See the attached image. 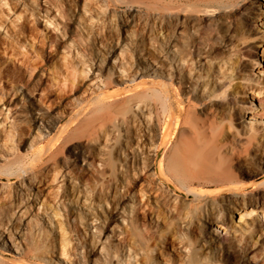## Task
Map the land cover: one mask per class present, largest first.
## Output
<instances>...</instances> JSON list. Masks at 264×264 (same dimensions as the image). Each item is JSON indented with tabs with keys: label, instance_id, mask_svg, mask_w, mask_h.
I'll return each instance as SVG.
<instances>
[{
	"label": "rangeland",
	"instance_id": "obj_1",
	"mask_svg": "<svg viewBox=\"0 0 264 264\" xmlns=\"http://www.w3.org/2000/svg\"><path fill=\"white\" fill-rule=\"evenodd\" d=\"M83 1L84 0H0V14L2 13L4 16L8 17V20L10 21L13 20L12 22L15 25L16 29L14 32L6 31V33H4L5 31L0 28V43H2L0 44V88L3 89L4 92L10 94L13 100L18 103L20 102L21 97L22 100H27L28 98L27 94H15L16 90H18L21 86L23 88H26L29 94L33 92L36 93V97H39L38 95H40L41 97L43 96L41 98V102L38 103V106L43 110H52V115H56L59 113L57 117L60 118V125L67 129V131L65 130L62 133L63 136L61 135V141L58 140L60 142L56 143V138H58V132L60 130H55L52 131L51 134L48 135V137L38 142L35 146L31 147L30 144L26 142L28 141L26 129L32 128L34 131L38 130V134L39 132L40 134H45L42 131L43 125H41L42 127L40 126V123H33V125L30 119H25L22 113V107H20L19 104V107L17 109H14V112H16L14 115L15 119L11 123L13 128H11L9 134H7V132L5 133V135L3 134L2 138H6L5 140H0L4 141L0 142L2 143V146H0V169H4L3 171L0 170V183L6 181V179L4 178V175L6 174H4V172L8 171V168L9 171L12 170L10 172L16 171V173H18V168H26V166L30 167L31 163L32 171L36 172L35 175L38 176L39 172L42 174H40V176L36 178L39 179L40 177H42L41 181L45 185L47 184L46 188V186L42 183V192L40 194L41 199L43 197L45 198L46 194H49V191L51 194L47 195V199L44 200L48 203L49 206L47 214L42 213V209H40L41 213L39 212L38 214L42 219V224L40 223V226H42L39 228V230H37L35 229V226L33 227L32 225L33 239L31 238L32 240L30 239L29 242H32L34 240L32 244L35 242V251L39 252L38 254L37 252L33 253L35 256H32V258L36 256L41 257L40 254L46 256L49 253L47 257L43 258L44 262H42V264H57L59 262H62V264H104L105 262V264H125L123 259L130 254L131 264H145L147 259L141 257L145 248L144 240L140 238V235L144 233V227L149 226L148 229L151 228L150 231H154L153 233H155L154 235L156 239L154 242L155 245H153L155 246V250L157 251H154V255L152 256V258H150V264L161 263L163 260H167L168 264H264V185L262 187L258 186V184L264 179V117L261 119H256V121L258 123H261L263 127H258L254 131L234 130L236 127H239L236 124L237 118L239 117V108L237 107V109V105L235 104L237 99L239 101L242 100V85H245V81L242 79V77L245 75V61L247 62V60H249V58L247 57L244 58L238 49L244 47L243 45L245 43H249L253 48L256 44L255 38L259 35H262L261 43L264 44V0L259 1V7L256 9L257 14L260 15V19H256L255 15H248V2L245 4L246 7L245 5H243L237 8V5L231 6L229 3H222L218 0H215V2H213L214 0H212V2L211 0H164V3H161L162 5L165 4L164 6H166L167 9L166 12L163 11L162 8H159V10L154 12L155 4L157 2L156 0H123L121 2L119 0H105V2H103L104 0H88L90 1L88 4H86L88 8L81 7ZM98 1L101 2L98 3ZM83 4L85 5V1ZM101 4L103 5L101 6ZM129 4L135 5L134 7L138 9V13L134 14L137 15L136 17L133 16L135 18H132V21L134 19L132 24L133 27L127 30L128 27L125 26L124 23L132 22L130 18L132 17V15L127 12ZM223 5L230 6H225L226 8H224ZM95 8H97L98 10L101 9L98 13V16L90 15L87 10H94ZM85 10L86 14L84 15L83 11ZM163 13L166 15L171 13L172 17L168 15L163 16ZM172 13L175 16L172 15ZM220 14H224L222 15L223 17L218 16ZM159 16L161 19L159 18ZM127 18H129L130 21ZM125 19H127L128 21ZM221 19L223 20L221 21ZM254 19L257 21H254L253 24H251L252 22L250 21ZM165 20L167 22H164ZM258 20H261V22ZM220 22H223L222 26ZM151 23H156L157 26L155 24L152 25ZM128 25L132 26L131 24ZM148 25H151L152 28H148ZM159 26H161L162 28H160ZM159 29H161V31ZM165 29H167V31L169 30L172 33L166 32ZM178 30H180V32ZM173 31L175 32L173 33ZM132 32L134 33L132 34ZM199 37H201V40ZM6 39L8 41H6ZM167 39L171 41V47L169 48V50H166L164 48ZM152 40H155V42ZM149 42L151 43V45L149 44ZM192 42L194 45L192 44ZM172 43L175 44L174 46H176V48L172 47ZM67 44H69L70 46H68ZM118 45L120 47H126L123 50V53L125 54V57H123V67H120L122 58L119 55L120 51ZM195 45L198 49L201 48L198 50V54L200 53L198 57L193 55L192 52L194 51L193 48L195 49V47H193ZM5 48H7V50L9 49L10 52L12 51L14 55H11L9 51L4 54L5 52L3 51V49ZM161 48H163V50ZM159 50L161 51L159 52ZM179 52H181L185 56L180 54ZM26 54L29 56V59L27 60L31 61L32 59H35L38 64L40 63L35 67V69L37 68L35 71H32L33 68L31 69V67H21L17 64V62H14L16 58L19 59L20 57H25ZM144 55L145 58L143 57ZM238 55L241 56L239 57ZM28 56L26 57L28 58ZM126 60L128 62H126ZM190 60L192 61L190 62ZM187 62H190L188 64L190 65V68L193 65L195 71L194 68H191V70H193L192 72L189 67L188 71L184 70ZM259 62L264 64V55L260 56ZM220 67L224 68L221 69L222 72L221 70H219ZM90 68L92 70L89 72ZM93 68L96 69L94 70ZM155 68L156 71L158 70L159 73H162L160 76L153 75V70H155ZM97 69H99L98 72ZM15 70L18 71L16 72ZM99 72L100 76H98ZM187 72L189 73L190 77H188L187 80L185 78L182 79L181 74L184 73V75L186 74L185 76L187 77ZM95 73H97L96 76H98L99 78L93 76ZM214 73L215 75H213ZM168 74L169 76H167ZM126 75H128V77ZM215 76H218L220 80ZM251 76L252 79H255L257 84L264 87V73L254 71ZM133 79H135L138 84L142 83L145 85H149L153 82H158V87L160 86L159 88H162L160 85V81L165 80L166 83H172L170 84L172 87H169V89L167 88V90L169 91L170 88H174V91L178 92L175 93L180 97L183 109L188 108L190 111L194 109L192 113H189L190 116L191 114L194 117L197 116L200 121L208 119L209 121L213 122L216 127L222 128L224 133H226L228 135V138H230L228 145H232L234 147V152L237 151L239 153H228L227 156H229L228 161L230 162V167L233 170L235 179L242 180L244 183L243 186L232 190L230 187H228V184L225 183L208 184L203 180H192L194 186L201 187L203 194L197 198L198 200H194L193 196H187L181 193L184 184L186 187L191 183V178H185V180L188 179L187 181H185L184 178H181L177 182V179L171 177L170 175H167L163 179L159 180L157 178V175L153 174V172H150L152 171V169L150 170L149 168L151 165L153 166L155 157L157 159L165 150V148L169 150L168 148L170 147V150H173L175 144L179 142L182 137L180 133L183 134L182 132H184L186 126L179 124V127H177V129H174V111H171L169 113V118L167 114H163V112L160 110V105H154V100L156 99L154 97H151L150 99V95L152 96V92L150 90L141 89L138 92L136 91L134 93L126 94V91L129 88V84ZM216 79H218L217 82ZM96 81L97 84L95 83ZM191 81H195L193 82L194 84ZM101 82L103 83L101 84ZM18 83L20 84V86ZM203 83H205L206 85ZM227 85L230 89L232 88V92L230 90L228 91L229 88L227 89ZM193 86H196L197 88L194 89ZM223 87L226 88L224 89ZM199 88L200 90H198ZM201 89L203 91V94L202 92H200ZM63 90H66L65 92L67 93L70 91L71 93H68L70 95L61 97L60 94L61 91L63 92ZM161 90L165 92V88H162ZM191 90H193L194 93ZM82 94L90 96L88 98H91L93 103H89L91 107L89 106V104H87L85 107H83V109L75 110L77 108L76 106L84 103L83 101H81L83 100L81 98ZM188 94H190L189 97L187 96ZM213 94L215 96H213ZM236 94H238L239 96ZM259 98L263 100L264 96L261 95ZM188 99L191 101V103L188 102ZM244 100H246V103L242 105V108L244 110V123L251 126L252 117L247 114L251 108L250 104L255 103L256 107L258 108H260V106L258 101L253 99V95L249 91L246 93ZM149 102L154 104H149ZM202 103L205 104V106H203ZM152 105L153 111H151L152 109L150 108L152 107ZM65 108L66 110H64ZM212 111L213 113L210 114ZM143 113L148 117L150 115L152 117L154 116V122L152 123H154V125L156 123L155 126H157L158 129H162L164 124L169 122L172 127V129H170V133L172 134L169 139L165 141L164 134L162 135L159 131H154L152 130L153 128L149 129L148 126H145L142 116ZM156 113H158L159 115H156ZM77 116L79 118L77 121L83 123L82 129V126H79L81 125L80 123L72 122V120ZM230 120L232 124L230 123ZM234 123L236 127L235 125L233 126ZM158 125H160V127ZM180 126H182L183 128ZM181 128L182 130L180 131ZM32 129L29 130L31 131V133L34 132ZM149 130H151V132L154 134V141H148V139L145 137L149 134ZM229 130L233 131H230L229 133ZM241 131L246 134V136L244 137L245 139H243L242 137L245 134ZM127 133H130V138L124 136ZM247 133H250L254 137L248 138ZM178 136L180 137L177 138ZM232 136H234V138H242V141L237 143L235 142L236 139H232ZM37 138V141H39V137ZM71 139L73 141H71ZM64 141L65 143L63 144ZM49 143H51L50 147H53L49 149L51 151L47 149L44 150V148H46L47 144ZM240 144L242 145V147ZM63 145H65L66 147ZM134 145H140V147H137V149L136 147H134ZM126 147H132L133 149H135V151H133L134 154L131 155L127 151ZM141 147L143 148L140 150H144L142 152L146 151L151 154L152 157L150 159V162L146 159V161L144 159H138L141 158V156H139V154H141L139 152L141 151H138ZM40 148L43 150L40 154H38V156H35V158L33 154L35 151L37 152L38 149L40 150ZM57 148L58 152L52 155L54 152H56ZM73 148L76 149L74 150ZM145 148H147V150ZM78 149H80L81 151H78ZM53 150L54 152L52 153ZM73 150H77V152L85 154V157L88 160V166L85 167L84 165L79 166L75 164V162L72 160ZM245 151L247 152L245 153ZM58 154H60L61 156H58ZM50 155L57 156L55 158H52L51 156V159H49ZM131 156L133 157L132 160L136 159V161L134 160V162L136 163L132 161L133 165L136 164L134 166V171H136L135 173L137 174L138 172L139 174L141 170L143 171L142 176H140V182H142L144 185L147 184V187L153 188V190L155 191V196L160 194V200L158 196L157 198H155L159 201L163 200V202L161 203H163V205L165 206L164 208H162L163 210L159 209L156 211L157 207L150 203V205L152 206L149 205V207H153L155 210V212L152 211V213H150L152 214V221L151 219L143 220V218L140 217L138 223H136V226L134 228H132L134 222L131 221V209L133 210L134 205L137 201H139L138 192H136L133 199L125 202V205L123 207L118 206V200L124 192L123 186L127 185V182L129 181L128 179H130L129 182L134 180L133 176L131 175V169L128 168V172L130 173H122V169H124L125 167V161L128 159L130 162ZM46 159L49 160L47 161ZM32 160L34 162H32ZM139 160H143L144 162H142L145 165H143V163ZM18 161L20 164L18 163ZM137 164L139 165L137 166ZM56 165L59 166L57 167L58 169L55 168ZM146 165L148 167H146ZM141 167L146 168L141 169ZM53 169L56 170V172L53 171ZM59 170L65 171L63 173L65 179L63 178L62 182V177H56L60 175ZM146 171H149L150 173L148 174V172ZM42 172L45 173L46 179H48L49 182L45 180V175ZM52 172L54 173L52 174ZM49 175L53 176L51 177L54 178L52 179L54 182L51 180V177H49ZM145 175L146 177L152 175L154 179L151 177L146 178ZM10 180L15 179L13 178ZM166 180L178 188V191H175L176 194H174L173 196L176 198L175 195H177V202L171 196L173 192L171 193V190L167 188L168 183ZM182 180H184L185 182ZM180 181H182L181 184ZM23 184H25L26 186L25 187L23 185V189L25 188V190H27L28 182L24 181ZM163 186L164 188H162ZM48 187H50L49 191ZM254 187H256L257 189H255ZM1 188L2 185L0 184V189ZM5 189L6 187L4 189L2 188L0 190V193H2L3 190L5 191ZM43 189H45V193ZM63 189L64 194L62 193ZM7 190L8 189H6L3 194H0V207L4 206L5 208L6 206V211L3 208L4 215L0 216L2 217L0 220V224L4 227L6 226L8 231L11 230L9 231V234L16 237L14 233L17 228L21 227L19 226V224L22 225V221L17 220V218L13 219L10 216L8 217V211L11 210V205L9 206V203L10 201H15L14 204L17 203V198L16 200L13 198L14 194L10 192L12 191L11 189L9 190V192H7ZM163 190L167 192H164ZM52 191H54L55 193H51ZM85 191L87 200H92V204L88 202L86 203L87 200L84 201L83 198L78 196L81 194L80 192L85 193ZM8 193L11 199L7 197ZM165 193L167 196H165ZM236 193L238 194V199L234 198L237 201L233 202L231 200L232 196L229 194ZM243 193L244 196L239 197V194ZM61 195H63V198L61 197ZM52 196H55L54 199ZM168 196L170 197L168 198L169 200L167 199ZM4 197L5 199L7 198L6 201ZM227 197H230V200H226ZM57 198H59L58 202H56L58 200ZM60 198H62V202L60 201ZM48 199L52 201L48 202ZM238 200H240L241 202ZM13 202L11 203L12 206ZM236 202H238V204ZM7 206L9 210L7 209ZM52 208L53 210L57 209V211H55V214L53 210H51ZM204 208L206 209V212L204 211ZM88 210L91 211L89 212ZM4 212H7L8 215ZM57 212L60 217L57 215ZM60 213L62 215H60ZM92 216L95 218H93ZM80 219L83 220L81 221ZM118 219L122 221L126 219V224H122ZM48 221L51 223V226L49 225ZM59 222H61L62 225ZM180 222L185 226L180 227ZM7 223H13V228ZM143 223L145 224L144 227ZM60 226L62 228H60ZM134 229H137L136 232L138 233V235H134ZM97 230L99 231V233H96L98 232ZM127 235L129 237H127ZM122 236L125 237V239H123L125 243L122 240ZM64 239L65 241H63ZM60 240L62 245H65V243H67V246L69 244V247L71 248L70 251V248L65 245L66 250L68 249L67 258L69 260L67 262L59 258L61 249ZM29 242L26 241V243ZM120 247H122V250L120 249ZM42 250L44 251V253ZM0 256H2V259H4V261L9 264H20V262H22L21 259L16 261L10 260L12 259V256H10L9 254H3L0 252ZM136 256H138V258H136ZM163 256L166 257L164 258ZM29 258L31 257L29 256ZM31 259L29 264H36V261ZM108 261L109 263H107Z\"/></svg>",
	"mask_w": 264,
	"mask_h": 264
},
{
	"label": "bare ground",
	"instance_id": "obj_2",
	"mask_svg": "<svg viewBox=\"0 0 264 264\" xmlns=\"http://www.w3.org/2000/svg\"><path fill=\"white\" fill-rule=\"evenodd\" d=\"M5 1V0H4ZM45 1V0H44ZM85 1V5L86 4H88L90 1H88V0H84ZM84 1H83V3H84ZM116 1V0H115ZM120 2L121 1H123V0H119ZM119 1H118V3H119ZM157 2H156V4H155V8H154V12L155 11H157V10H159V8H162V10L163 11H165L166 12V6H164V5H162V3L161 2H163L164 0H156ZM204 1H206V0H204ZM208 1V0H207ZM218 1H220V2H226V3H229L231 6H234V5H237V8L238 7H241V6H243V5H245L247 2H248V15H255V17H256V19H260V15L259 14H257V11H256V9L259 7V5H258V3H259V1L260 0H218ZM92 2H94V1H92ZM95 2H97V1H95ZM101 2V1H100ZM99 1H98V3H100ZM103 2H105V0L103 1ZM155 2V1H154ZM161 4H160V3ZM211 2H212V0H211ZM213 2H215V0L213 1ZM81 4V7H85V8H88V6L86 5H84V4ZM106 3H107V1H106ZM105 3V4H106ZM125 3V2H124ZM135 3V2H134ZM143 3V2H142ZM164 3V2H163ZM203 3H205V2H203ZM207 3V2H206ZM222 3H221V5H222ZM44 4V3H43ZM92 4V3H91ZM104 4V3H103ZM103 4H101V6L103 5ZM122 4V3H121ZM137 4V3H136ZM167 4V3H166ZM169 4V3H168ZM171 4V3H170ZM211 4V3H210ZM220 4V3H219ZM5 5H7V4H5ZM196 5V4H195ZM216 5H218V4H216ZM229 5V6H230ZM17 6V5H16ZM39 6V5H38ZM91 6V5H90ZM89 6V7H90ZM93 6V5H92ZM135 5H131V4H129L128 5V8H127V12L128 13H130L131 15H132V17H130L131 18V21H132V18H135L137 15H134V14H137L138 13V9L137 8H135L134 7ZM169 6V5H168ZM204 6H206V5H204ZM224 6V8H226L225 6H228V5H223ZM228 6V7H229ZM2 7V6H1ZM80 7V8H81ZM209 7H210V5H209ZM220 7V6H219ZM245 7H246V5H245ZM244 7V8H245ZM263 7H264V5H263ZM94 8V7H93ZM99 8V7H98ZM101 8V7H100ZM103 8V7H102ZM171 8V7H170ZM221 8H223V7H221ZM243 9V8H242ZM81 10V9H80ZM87 10V9H86ZM86 10L85 11H83V14L85 15L86 14ZM101 10V9H100ZM100 10H98L97 8H95L94 10H87L88 12H89V14L90 15H93V16H98V13L100 12ZM7 11V10H6ZM82 11V10H81ZM87 12V13H88ZM122 12V11H121ZM124 12V11H123ZM153 12V11H152ZM103 13V12H102ZM105 13V12H104ZM127 13V14H128ZM159 13V12H158ZM157 13V14H158ZM220 13V12H219ZM8 14V13H7ZM129 14V15H130ZM155 14V13H154ZM170 14V15H169ZM169 14H167L168 16H170V17H172L171 16V13H169ZM9 15V14H8ZM77 15V14H76ZM101 15V14H100ZM167 16L166 14H164L163 13V16ZM172 15H174L173 13H172ZM177 15V14H176ZM222 15H224V14H222ZM221 14L220 15H218V16H222ZM229 15V14H228ZM120 16H121V14H120ZM119 16V17H120ZM127 16V15H126ZM133 16H135V17H133ZM175 16V15H174ZM231 16V15H230ZM125 17V16H124ZM128 17V16H127ZM223 17V16H222ZM98 18V17H97ZM155 18V17H154ZM159 18H160V16H159ZM231 18V17H230ZM248 18H249V16H248ZM121 19V18H120ZM124 19V18H123ZM127 19H129V18H127ZM127 19H125V20H127ZM161 19V18H160ZM167 19V18H166ZM176 19H178V18H176ZM176 19H174V20H176ZM219 19V18H218ZM227 19V18H226ZM158 20V19H157ZM163 20V19H162ZM212 20H214V19H212ZM223 19H221V21H222ZM248 20V19H247ZM13 21V20H12ZM12 21H10V20H8V17H6V16H4L2 13L0 14V28L1 29H3L5 32L4 33H6V31H12V32H14L16 29H15V25L13 24V22ZM120 21H122V20H120ZM128 21V20H127ZM129 21H130V19H129ZM133 21H134V19H133ZM133 21L132 22H128V23H124V25L125 26H127L128 28H127V30H129V28H131V27H133ZM208 21V20H207ZM216 21V20H215ZM250 21V20H249ZM254 21H257V20H252V21H250V22H252L251 24H253V22ZM258 21H260L261 22V20H258ZM158 22V21H157ZM160 22H162V21H160ZM164 22H167L166 20L164 21ZM177 22V21H176ZM138 23V22H137ZM215 23V22H214ZM221 23V26L223 25V22H220ZM128 24H131L132 26H129ZM136 24V23H135ZM152 24V23H151ZM153 24H155L156 25V23H153ZM152 24V25H153ZM161 24V23H160ZM159 24V25H160ZM181 24V23H180ZM227 24V23H226ZM53 25V24H52ZM170 25V24H169ZM157 26V25H156ZM171 26V25H170ZM174 26V25H173ZM149 27H151L152 28V26L150 25H148V28ZM160 28H162L161 26H159ZM217 27V26H216ZM126 28V27H125ZM141 28V27H140ZM148 28H146V29H148ZM156 28V27H155ZM163 28H165V27H163ZM0 29V30H1ZM134 29V28H133ZM136 29V28H135ZM169 29V28H168ZM174 29V28H173ZM172 29V30H173ZM184 29V28H183ZM127 30H125V31H127ZM160 31H161V29H159ZM166 30V32H169V33H172V32H170L169 30L167 31V29H165ZM177 30V29H176ZM21 31H22V29H21ZM148 31V30H147ZM146 31V32H147ZM153 31V30H152ZM157 31V30H156ZM179 32H180V30H178ZM182 31V30H181ZM158 32V31H157ZM156 32V33H157ZM164 32V31H163ZM175 31H173V33H174ZM183 32V31H182ZM17 33V32H16ZM125 33V32H124ZM134 32H132V34H133ZM144 33V32H143ZM151 33V32H150ZM21 34V33H20ZM33 34V33H32ZM131 34V33H130ZM148 34V33H147ZM176 34V33H175ZM3 35H5V34H3ZM202 35V34H201ZM25 36V35H24ZM64 36V35H63ZM130 36V35H129ZM132 36V35H131ZM134 36V35H133ZM167 36V35H166ZM3 37V36H2ZM6 37V36H5ZM163 37V36H162ZM32 38V37H31ZM172 38V37H171ZM200 38V40H201V37H199ZM261 38H262V35H259V36H257L256 38H255V40H256V44H255V46L252 48V46H250V44L249 43H243L244 45V47H241L240 49H238L239 51H240V53H241V55H243V57L244 58H249V60H247V62L245 61V69H244V76L242 77V79L245 81L244 83H245V85L243 86L242 85V97H241V99L242 100H238L237 99V101H236V104L235 105H237L236 106V108L238 107L239 108V111H238V113H239V117L237 118V121H236V124L240 127H236V125H235V123L233 124V126L235 125V129L234 130H242V131H244V130H246V131H254L255 129H257L258 127L260 128V127H263L262 126V124L261 123H258L257 121H256V119H261V118H263L264 117V99L263 100H261L259 97L261 96V95H263L264 96V87L262 86V85H259V84H257V82L255 81V79H252V74H253V72L254 71H258V72H262V73H264V64H262V63H260L259 62V60H260V56H262V55H264V44H262L261 42ZM106 39V38H105ZM152 39V38H151ZM173 39V38H172ZM181 39V38H180ZM195 39V38H194ZM3 40V39H2ZM26 40V39H25ZM118 40V39H117ZM143 40V39H142ZM203 40V39H202ZM6 41H8L7 39H6ZM9 41H10V39H9ZM152 41H154L155 42V40H152ZM152 41H150V42H152ZM173 41V40H172ZM182 41V40H181ZM242 41V40H241ZM19 42V41H18ZM149 42V44L151 45V43ZM9 43V42H8ZM13 43V42H12ZM17 43V42H16ZM117 43V42H116ZM204 43V42H203ZM0 44H2V43H0ZM23 44V43H22ZM125 44V43H124ZM156 44H157V41H156ZM192 44H193V42H192ZM202 44V43H201ZM12 45V44H11ZM68 46H70L69 44H67ZM113 45V44H112ZM119 45H120V43H119ZM118 45V48H119V55H120V57L122 58V62H120L121 64H120V67H123V63H124V58L123 57H125L124 55V53H123V50L126 48V47H120ZM128 45V44H127ZM130 45H132V44H130ZM159 45V44H158ZM175 44H173L172 43V47H174V48H176V46H174ZM186 45V44H185ZM194 45V44H193ZM18 46V45H17ZM129 46V45H128ZM135 46V45H134ZM165 46V47H164ZM163 47L166 49V50H169V48L171 47V41L169 40V39H167V41H166V43H165V45H164ZM239 46V45H238ZM20 47V46H19ZM62 47V46H61ZM148 47V46H147ZM161 47V46H160ZM193 47H195V49L193 48ZM192 48H193V50L194 51H192L193 52V55H195L196 57H198L199 56V54H198V50L199 49H201V48H197V46L195 45V46H193ZM9 48V47H8ZM14 48V47H13ZM12 48V49H13ZM159 48V47H158ZM11 49V50H12ZM64 49V48H63ZM154 49V48H153ZM162 50H163V48H161ZM232 49V48H231ZM237 49V48H236ZM26 50V49H25ZM75 50V49H74ZM151 50V49H150ZM156 50H158V49H156ZM176 50V49H175ZM2 51V50H1ZM3 51L5 52H3L4 54H6V52L7 51H9V49L7 50V48H5V49H3ZM16 51H18V50H16ZM62 51V50H61ZM161 50H159V52H160ZM202 51V50H201ZM235 51V50H234ZM10 52V51H9ZM152 52V51H151ZM176 52V51H175ZM67 53V52H66ZM127 53V52H126ZM180 54H182L181 52H179ZM178 53V54H179ZM239 53V54H240ZM10 54L11 55H14L13 54V52L11 51L10 52ZM28 54V53H27ZM26 54V56H28ZM62 54V53H61ZM64 54V53H63ZM152 54V53H151ZM67 55V54H66ZM155 55V54H154ZM165 55V54H164ZM171 55V54H170ZM182 55H184V54H182ZM240 55V56H241ZM17 56V55H16ZM21 56V55H20ZM20 57L19 59H17L16 58V60L14 61V60H12V61H14V62H17V64L19 65V66H23V67H31V69H32V71H35L36 69H35V67L37 66V62H36V60L35 59H32L31 61L30 60H27V59H29V56H28V58L27 57ZM64 56V55H63ZM68 56V55H67ZM78 56V55H77ZM178 56H180V55H178ZM185 56V55H184ZM184 56H182V57H184ZM204 56H205V54H204ZM239 56V55H238ZM239 56V57H240ZM13 57V56H12ZM144 58H145V55L143 56ZM187 57V56H186ZM185 57V58H186ZM202 57V56H201ZM201 57H199V58H201ZM243 57H242V59H243ZM155 58V57H154ZM9 59V58H8ZM38 59V58H37ZM143 59V58H142ZM147 59V58H146ZM151 59V58H150ZM153 59V58H152ZM187 59V58H186ZM189 59V58H188ZM198 59V58H197ZM113 60V59H112ZM128 60V59H127ZM126 60V62H128ZM183 60H185V59H183ZM244 60H246V59H244ZM39 61V60H38ZM187 61V60H186ZM192 60H190V62H191ZM152 62H153V60H152ZM155 62V61H154ZM189 62V63H190ZM224 62V61H223ZM222 62V63H223ZM188 62H187V65L185 66V71H188L189 70V68H190V65H188L189 64ZM12 64H13V62H12ZM40 64V63H39ZM38 64V65H39ZM153 64V63H152ZM156 64V63H155ZM179 64V63H178ZM184 64V63H183ZM192 64V63H191ZM158 65V64H157ZM222 65V64H221ZM14 66V65H13ZM219 66V65H218ZM217 66V67H218ZM223 66V65H222ZM15 67V66H14ZM96 67V66H95ZM159 67V66H158ZM181 67V66H180ZM189 67V68H188ZM191 68H194L193 67V65H192V67ZM191 68H190V70H191ZM94 70L96 69V68H93ZM164 69V68H163ZM181 69V68H180ZM221 69H224V68H219V70H221ZM88 70V69H87ZM92 69L90 68V70H89V72L91 71ZM101 70V69H100ZM103 70V69H102ZM177 70V69H176ZM226 70V69H225ZM16 72L18 71V70H15ZM14 71V72H15ZM30 71V70H29ZM99 71V69H97V72ZM182 71V70H181ZM192 72H193V70H191ZM194 71H195V68H194ZM20 72V71H19ZM96 72V71H95ZM178 72H179V70H178ZM177 72V73H178ZM190 72V71H189ZM199 72V71H198ZM214 72H216V71H214ZM220 72V71H219ZM221 72H222V70H221ZM220 72V73H221ZM226 72V71H225ZM24 73V72H23ZM27 73V72H26ZM171 73H172V71H171ZM181 73V72H180ZM188 73V72H187ZM32 74V73H31ZM96 74L97 73H95L93 76H96ZM131 74V73H130ZM162 73H159L158 72V70L156 71V68H155V70H153V75L154 76H160ZM200 74V73H199ZM29 75H30V72H29ZM86 75V74H85ZM128 75H129V73H128ZM128 75H126L127 77H128ZM172 75V74H171ZM182 76H181V78L182 79H186L187 80V78L188 77H190V75H189V73H188V75H187V77L184 75V73H182L181 74ZM213 75H215V73L213 74ZM217 75V74H216ZM220 75V74H219ZM218 75V76H219ZM88 76V75H87ZM86 76V77H87ZM90 76V75H89ZM98 76H100V72H99V74H98ZM98 76H96L97 78H99ZM126 76H125V79H126ZM152 76V75H151ZM167 76H169V74L167 75ZM218 76H215V77H217L218 79H219V77ZM30 77V76H29ZM134 77V76H133ZM135 77H136V75H135ZM214 77V76H213ZM96 78V79H97ZM102 78V77H101ZM117 78V77H116ZM120 78H122V77H120ZM164 78V77H163ZM170 78H172V77H170ZM178 78V77H177ZM176 78V79H177ZM198 78V77H197ZM202 78V77H201ZM221 78V77H220ZM30 79V78H29ZM103 79V78H102ZM101 79V80H102ZM135 79H137V78H135ZM135 79H133V80H131V82H130V84H129V88H128V90L126 91V94H129V93H134V92H138V91H140L141 89H145V90H150L151 92H152V96L150 95V99H151V97H154L156 100H154L155 102V104L154 103H151V102H149V104L151 103V104H154V105H157L158 106V104L160 105V110L163 112V114H167L168 115V118L170 117V112L171 111H174V119H173V123H174V129H177V127H179L178 125L180 124V125H184V126H186V131L184 130V132H182L183 134H181L180 133V135H182V137H181V139H180V141L179 142H177L176 144H175V147H173L174 149L173 150H170V147L168 148L169 150H167L166 148H165V150L161 153V155L156 159V157H155V159H154V161H153V166L151 165L150 166V170L152 169V171H150V172H153V174H155V175H157V178L160 180V179H163L164 177H166L167 175H170L171 177H173V178H175V179H177V182H178V180H180L181 178L183 179L184 178V180H185V178H187V177H189V179L191 178V183L190 184H188L186 187H185V184H184V186H183V184H182V191H181V193H183V194H185V195H189V196H193V199L195 200H198L197 198L198 197H200L201 195H203L202 194V189H201V187H196V186H194V183H192V180H203L204 182H206V183H208V184H210V183H212V184H214V183H220V184H228V187H230L232 190L233 189H236V188H238V187H241V186H243V181L242 180H237V179H235V176H234V174H233V170H232V168L230 167V162L228 161V159H229V156H227V154L229 153H231V154H234L235 152L236 153H238L237 151H235L234 152V147L232 146V145H228V142H229V140H230V138H228V135L226 134V133H224V131L222 130V128H219V127H216L215 125H214V123L213 122H211V121H209L208 119H204V120H199L198 119V117L197 116H193L192 114H191V116H190V112L192 113L193 112V110L192 111H190L188 108L187 109H183L182 107V101H180V97L178 96V94H176L175 92H177V91H174V88H170V92L167 90V88L169 89V87H172L170 84H172V83H166L165 82V80L164 81H160L159 83H160V85H161V87L162 88H165V92L164 91H162L161 89L162 88H159L158 87V82L157 83H151V84H149V85H145V84H138L137 82H136V80ZM141 79V78H140ZM181 79V80H182ZM192 79V78H191ZM190 79V80H191ZM218 79H216V82L218 81ZM15 80V79H14ZM99 80V79H98ZM97 80V81H98ZM190 80H189V83H190ZM193 80H195V79H193ZM220 80V79H219ZM222 80V79H221ZM95 81V80H94ZM93 81V82H94ZM97 81L95 82L96 84H97ZM204 81V80H203ZM215 81V80H214ZM14 82V81H13ZM20 82V81H19ZM139 82V81H138ZM168 82V81H167ZM179 82V81H178ZM192 83L193 82H195V81H191ZM198 82V81H197ZM212 82H213V80H212ZM1 83V82H0ZM91 83H92V80H91ZM100 83V82H99ZM103 82H101V84H102ZM183 83V82H182ZM207 83V82H206ZM220 83H221V81H220ZM19 84V83H18ZM121 84H123V83H121ZM126 84V83H125ZM188 84V83H187ZM194 84V83H193ZM203 84H205V83H203ZM223 84V83H222ZM243 84V83H242ZM109 85V84H108ZM184 85V84H183ZM199 85V84H198ZM206 85V84H205ZM212 85V84H211ZM241 85V84H240ZM18 86V85H17ZM19 86H20V84H19ZM34 86V85H33ZM107 86V85H106ZM188 86V85H187ZM190 86V85H189ZM228 86V85H227ZM0 87H1V85H0ZM191 87V86H190ZM194 87V89L195 88H197L196 86H193ZM199 87V86H198ZM202 87V86H201ZM205 87V86H204ZM210 87V86H209ZM238 87V86H237ZM224 88V87H223ZM226 88V87H225ZM224 88V89H225ZM229 88V86L227 87V89ZM240 88H241V86H240ZM1 89V88H0ZM24 89V90H23ZM104 89V88H103ZM177 89V88H176ZM222 89V88H221ZM223 89V90H224ZM234 89V88H233ZM236 89V88H235ZM198 90H200V88L198 89ZM197 90V91H198ZM203 90H204V88H203ZM231 91L232 90V88L230 89H228V91ZM33 91V90H32ZM66 90H63V92L61 91V97H65V96H69L70 94H68V93H71L70 91L67 93V92H65ZM179 91V90H178ZM192 92H193V90H191ZM196 91V90H195ZM206 91H207V89H206ZM250 92V93H252V95H253V99L254 100H257L258 101V103H259V106H260V108H258V107H256V104L255 103H251L250 105H251V108H250V111L247 113L249 116H251L252 118H251V126L250 125H247V124H245L244 123V110H243V108H242V105H244L245 103H246V100H244L245 99V95H246V93L247 92ZM200 92H202V94H203V91H202V89H201V91ZM232 92V91H231ZM236 92V91H235ZM14 93V92H13ZM59 93H60V91H59ZM59 93H57V94H59ZM169 93V94H168ZM175 93V94H174ZM178 93V92H177ZM194 93V92H193ZM224 93H225V91H224ZM227 93V92H226ZM15 94H18V95H26L27 94V100H22V97L20 98L21 100H20V102L18 103V102H16L15 100H13V98H12V96L10 95V94H8V93H6V92H4L3 91V89H1L0 90V120H1V122H0V140H3L4 139V137L2 138V136H3V134L5 135V133L7 132V134H9L10 133V131H11V128H13L12 127V122H13V120L15 119V113L16 112H14V109H17L18 107H19V104H20V107H22V113H23V116L25 117V119H30L31 121H32V124L33 123H40V126L41 125H43V127H42V131L45 133V134H40V132H39V134H38V130L37 131H34L32 128V130L34 131H32L33 133H31V131H29V130H31L30 128L29 129H26V126H25V129L27 130V136H28V141H26L27 143H29L30 144V146L31 147H33V146H35L38 142H40L41 140H43V139H45L46 137H48V135H50L51 134V132L52 131H58V130H60L58 133H59V135H58V138H56L57 139V141H56V143L57 142H60L61 140L60 139H62L61 138V135H62V133L66 130L67 131V129H65V127H63V126H61L60 125V118L59 117H57V115L59 114H54V115H52L51 113L53 112L52 110H43V109H41L39 106H38V103H40L41 102V98L43 97H41L40 95H38L39 97H36L35 96V94L36 93H33V92H31L30 94L28 93V91H27V89L26 88H23L22 86L18 89V90H16V92H15ZM125 94V95H126ZM196 94H197V92H196ZM199 94H201V93H199ZM205 94V93H204ZM231 94H233V93H231ZM235 94V93H234ZM41 95H42V93H41ZM180 95V94H179ZM189 95L190 94H188L187 96L189 97ZM193 95H195V94H193ZM236 95H238V94H236ZM45 96V95H44ZM197 96V95H196ZM213 96H215L214 94H213ZM220 96H222V95H220ZM224 96V95H223ZM226 96V95H225ZM234 96V95H233ZM239 96V95H238ZM18 97V96H17ZM57 97H58V95H57ZM60 97V96H59ZM88 97H90V96H87V95H83L82 94V96H81V98L83 99V100H81V101H83L84 103H82L81 105H79V106H76L77 108L75 109V110H80V109H83V107H85L87 104H89L90 102H92V99L91 98H88ZM191 97V96H190ZM198 97V96H197ZM236 97V96H235ZM46 98V97H45ZM182 98V97H181ZM210 98V97H209ZM217 98V97H216ZM226 98V97H225ZM224 98V99H225ZM202 99V98H201ZM218 99V98H217ZM44 100V99H43ZM149 100V99H148ZM183 100V99H182ZM189 100V99H188ZM204 100H205V98H204ZM203 100V101H204ZM219 100V99H218ZM226 100V99H225ZM151 101V100H150ZM156 101H157V103H156ZM202 101V102H203ZM189 103H191V101L189 100L188 101ZM195 102V101H194ZM221 102V101H220ZM240 102V103H239ZM93 103V102H92ZM224 103H225V101H224ZM223 103V104H224ZM229 103V102H228ZM193 104H195V103H193ZM201 104V103H200ZM215 104H216V102H215ZM227 104V103H226ZM255 104V105H254ZM136 105V104H135ZM202 105L203 106H205V104H203L202 103ZM231 105V104H230ZM89 106H90V104H89ZM190 106V105H189ZM193 106H195V105H193ZM196 106H198V105H196ZM209 106H210V103H209ZM219 106V105H218ZM221 106V105H220ZM91 107V106H90ZM150 107V106H149ZM212 107V106H211ZM89 108V107H88ZM135 108V107H134ZM139 108V107H138ZM151 109L153 108V105H152V107H150ZM198 108V107H197ZM196 108V109H197ZM200 108V107H199ZM203 108V107H202ZM213 108V107H212ZM237 108V109H238ZM68 109V108H67ZM136 109V108H135ZM157 109V108H156ZM214 109V108H213ZM212 109V110H213ZM64 110H66V108L64 109ZM206 110V109H205ZM211 110V109H210ZM209 110V111H210ZM235 110V109H234ZM3 111V112H2ZM70 111V110H69ZM151 111H153V109L151 110ZM156 111H158V110H156ZM199 111H201V110H199ZM208 111V110H207ZM246 111V110H245ZM84 112H85V109H84ZM149 112V111H148ZM160 112V111H159ZM199 113V112H198ZM206 113H209V112H206ZM213 113V111L210 113V114H212ZM84 114V113H83ZM151 114V113H150ZM154 114V113H153ZM158 113H156V115H157ZM189 114V115H188ZM155 115V116H156ZM159 115V114H158ZM188 115V116H187ZM195 115H196V113H195ZM143 119H144V125L145 126H148V128L150 129H152V130H154V131H159L160 132V134H164L165 135V137H164V140L166 141L167 139H169V137L171 136V134L172 133H170V129H172V127H171V125L169 124V122H167V123H165L164 124V126H163V124H162V126H163V133H162V129H158V127L157 126H155L156 125V123H155V125H154V123H152V122H154L153 121V117L150 115L149 117L148 116H145L144 115V113H143ZM157 117V116H156ZM203 117V116H202ZM163 118V117H162ZM79 118H78V116L77 117H75L73 120H72V122H74V123H80L79 121H77ZM211 119V118H210ZM9 120V121H8ZM156 120V119H155ZM216 120V119H215ZM232 120V119H231ZM231 120H230V123L232 124V122H231ZM235 120V119H234ZM81 121V120H80ZM84 121V120H83ZM86 121V120H85ZM157 121V120H156ZM162 121V120H161ZM233 121V120H232ZM72 122H70V123H72ZM163 122V121H162ZM87 123V122H86ZM229 123V122H228ZM81 125H79V126H82L81 127V129L83 128V123H80ZM158 124V123H157ZM218 124V123H217ZM34 125V124H33ZM70 125V124H69ZM230 125V124H229ZM16 126V125H15ZM67 126V125H66ZM75 126V125H74ZM79 126H77V127H79ZM84 126H85V124H84ZM86 126H87V124H86ZM159 127H160V125H158ZM232 126V127H233ZM252 126H254V127H252ZM180 127H182V126H180ZM221 127V126H220ZM225 127V126H224ZM231 127V126H230ZM27 128H28V126H27ZM85 128V127H84ZM157 128V129H156ZM183 128V127H182ZM182 128L180 129V131L182 130ZM229 128V127H228ZM227 128V129H228ZM15 129V128H14ZM173 129V130H174ZM231 129V128H230ZM78 130V129H77ZM75 131V130H74ZM86 131V130H85ZM230 131L231 130H229V133H230ZM233 131V130H232ZM231 131V132H232ZM241 131V132H242ZM71 132V131H70ZM236 132V131H235ZM125 133V132H124ZM242 133H244V132H242ZM16 134V133H15ZM20 134V133H19ZM130 134V133H129ZM128 133L126 134V135H124L125 137H128V138H130L131 137V135H129ZM176 134V133H175ZM174 134V135H175ZM237 134V133H236ZM245 134V133H244ZM243 134V135H244ZM249 134V135H248ZM25 135V134H24ZM67 135V134H66ZM73 135V134H72ZM148 135H150V136H148ZM148 135H146L145 137L148 139V141H154L153 140V136H154V134L151 132V130H149V134ZM230 135H232V134H230ZM239 135V134H238ZM7 136H9V135H7ZM10 136H12V135H10ZM15 136V135H14ZM63 136V135H62ZM89 136V135H88ZM133 136V135H132ZM236 136V135H235ZM246 136V134L244 135V136H242L243 137V139H245L244 137ZM37 137H39V141H37ZM173 137V136H172ZM180 136H178L177 138H179ZM233 137V138H232ZM231 138L232 139H236V141L235 142H241L242 140V138H239V137H236V138H234V136H232ZM247 137L248 138H253L254 136L253 135H251L250 133H247ZM64 138V137H63ZM68 138V137H67ZM77 138V137H76ZM88 138V137H87ZM6 139V138H5ZM4 139V140H5ZM70 139V138H69ZM74 139V138H73ZM58 140H60V141H58ZM66 140V139H65ZM172 140H174V139H172ZM71 141H73L72 139H71ZM178 141V140H177ZM0 142H4V141H0ZM245 142H246V140H245ZM55 143V144H56ZM65 143V141L63 142V144ZM249 143V142H248ZM4 144V143H3ZM7 144V143H6ZM54 144V145H55ZM59 144V143H58ZM69 144V143H68ZM67 144V145H68ZM137 144H140V143H137ZM50 145H51V143H49V144H47V147L46 148H44V150H49V149H51V148H53V147H50ZM66 145V144H65ZM65 145H63V146H65ZM172 145V144H171ZM241 145V144H240ZM239 145V146H240ZM0 146H2V143H0ZM173 146H174V144H173ZM8 147V146H7ZM66 147V146H65ZM134 147H140V145H134ZM241 147H242V145H241ZM63 148V147H62ZM72 148V147H71ZM143 147H141V148H139V150L138 151H141V152H139V153H141V154H139V156H141V158H138V159H146V160H149V162L151 161L150 159H151V154L150 153H148V152H142V151H144V150H140V149H142ZM74 150L76 149V148H73ZM126 149H127V151L132 155V154H134L133 153V151H135V149H133L132 147H126ZM138 149V148H137ZM146 150H147V148H145ZM172 149V148H171ZM31 150V149H30ZM43 149H41L40 148V150L38 149V151L36 152H34V157L35 156H38V154H40L41 153V151H42ZM61 150V149H60ZM70 150H72V149H70ZM72 151V153H73V155H72V160L75 162V164L76 165H79V166H82V165H84L85 167L86 166H88V160L86 159V157H85V154H83V153H81V152H77V150L76 151ZM80 149H78V151H79ZM49 151H51V150H49ZM62 151V150H61ZM81 151V150H80ZM172 151V152H171ZM54 152V150L52 151V153ZM58 152V148L56 149V152H54L52 155H54V154H56ZM60 152V151H59ZM84 152V151H83ZM247 151H245V153H246ZM50 153V152H49ZM61 154H63V153H61ZM138 154V153H137ZM239 154V153H238ZM237 154V155H238ZM52 155H50V157H49V159H51V156ZM60 154H58V156H59ZM16 156V155H15ZM57 155H55V156H52V158H55ZM61 156V155H60ZM63 156V155H62ZM69 156V155H68ZM71 156V155H70ZM236 156V155H235ZM33 157V156H32ZM31 157V158H32ZM19 158V157H18ZM36 158V157H35ZM34 158V159H35ZM60 158V157H59ZM63 158V157H62ZM13 159V158H12ZM48 159V160H49ZM125 159H127V158H125ZM125 159H124V161H125ZM133 159V157L131 156V161L129 162V160L127 159L126 161H125V163H124V169H122V173L123 172H125L126 174L127 173H130V172H128V168L129 169H131L130 171H131V175L133 176V181H131V182H129L130 181V179H128V178H126V179H128L129 181V183L127 182V185L126 186H123V190H124V192H123V194H122V196H120V199L118 200V206L119 207H123L124 205H125V202H127L128 200H131V199H133L134 198V195L136 194V192H138V196H139V201H137L136 202V204L134 205V208H133V210L131 209V221L132 222H134V224H133V227L132 228H134L135 226H136V223H138V220H139V218L141 217V218H143V220L144 219H147V220H150L151 219V221H152V218H151V215L152 214H150V213H152V211H154L155 212V210H154V208L152 207H149V205H150V203L151 204H153V205H155V207H157V209H156V211L157 210H161L162 208H164L165 206L163 205V203H161V202H163V200L162 201H159L160 200V198H159V196H160V194L159 195H157L158 196V198H159V200H157L156 198H157V196H155L154 195V193H155V191L153 190V188H150V187H147L146 185H144L142 182H140V176H142V170L139 172V174H138V172H137V174L135 173L136 171H134L135 170V168H134V166L136 165H133V162H134V160L136 161V159H134V160H132ZM10 160V159H9ZM15 160V159H14ZM47 160V159H46ZM47 160V161H48ZM145 160V161H146ZM58 161V160H57ZM133 161V162H132ZM139 161H141V160H139ZM143 161V160H142ZM141 161V162H142ZM240 161V160H239ZM32 162H34L33 160H32ZM51 162H53V161H51ZM50 162V163H51ZM55 162H56V160H55ZM65 162V161H64ZM144 162V161H143ZM142 162V163H143ZM234 162V161H233ZM17 163V162H16ZM18 163H19V161H18ZM58 163V162H57ZM129 163V164H128ZM134 163H136V162H134ZM138 163V162H137ZM142 163H141V166H142ZM20 164V163H19ZM22 164V163H21ZM24 164V163H23ZM25 164H27V163H25ZM33 164V163H32ZM65 164V163H64ZM66 164H67V162H66ZM147 164V163H146ZM149 164V163H148ZM12 165V164H11ZM17 165V164H16ZM47 165V164H46ZM51 165V164H50ZM49 165V166H50ZM75 165V166H76ZM129 165V166H128ZM139 164H137V166H138ZM143 165H145L144 163H143ZM14 166V165H13ZM21 166V165H20ZM25 166V165H24ZM53 166V165H52ZM52 166H51V168H52ZM61 166V165H60ZM166 166V167H165ZM15 167H17V166H15ZM22 167V166H21ZM30 167H31V163H30ZM29 166L27 167L26 166V168L25 167H22V168H18V173H16V171L15 172H10V171H12V170H10L9 171V168L7 169L8 171H6V172H4V174H6V175H4L5 177V179H6V181H3V182H1L0 184L2 185V188L4 189L5 187H6V189H8L7 190V192H9V190L11 189L12 191H10L11 193H13L14 194V199L16 200V198H17V203H15L14 204V202L13 201H10V203H9V206L11 207L10 209L11 210H9L8 209V206H7V209L9 210L8 211V213H9V215L7 214V212H4V213H6L7 215H8V217L10 216L11 218H13V219H15V218H17V220H20V221H22V225H20L19 224V226H21V227H19V228H17L16 229V231H15V235H16V237L15 236H13V235H11V234H9V231H11V230H7V228H6V226L4 227L3 225H1L0 226V252L1 253H3V254H9L10 256H12V259H10V260H12V261H16V260H20L21 259V261L22 262H20V264H29V262H30V259L32 258V256H35L33 253H35V252H37V254L39 253L38 251H35V249H36V247L34 248V246H35V242L32 244V242L34 241H32V242H29L30 241V239L32 238V228L35 226V229H37V230H39V228L42 226H40V223L42 224V219H41V217L38 215L39 214V212L41 211L40 209H42V213H45V214H47V210H48V203L47 202H45L44 200L45 199H47L46 197H47V195H49L50 194V191H49V189H50V187H48V191H49V194L47 193L46 194V196H45V198L43 199H41V187L43 186L42 185V181H41V178L42 177H40L39 179H37L38 178V176H40V172H39V175L37 176V175H35L36 174V172L34 171H32V167L30 168ZM45 167V166H44ZM47 167V166H46ZM57 167H59L58 165H56L55 166V168H57ZM66 167V166H65ZM70 167V166H69ZM74 167V166H73ZM122 167H123V165H122ZM121 167V168H122ZM146 167H148L147 165H146ZM146 167H144V168H146ZM49 168V167H48ZM137 168H140V167H137ZM143 167H141V169H142ZM143 168V169H144ZM17 169V168H16ZM27 169H29V170H27ZM39 169H41V168H39ZM47 169V168H46ZM58 169V168H57ZM67 169V168H66ZM79 169V168H78ZM0 170H4V169H0ZM38 170V169H37ZM48 170V169H47ZM14 171V170H13ZM42 171H43V169H42ZM53 171H55L56 172V170H54L53 169ZM58 171V170H57ZM60 171V170H59ZM70 171V170H69ZM65 171H60V175H58V176H56V177H58V178H60V177H62L61 178V182H62V180H63V178H64V175H63V173H64ZM146 172H148V174L150 173L149 171H146ZM42 173H44V172H42ZM54 172H52V174H53ZM59 173V172H58ZM124 173V174H125ZM123 174V175H124ZM147 174V173H146ZM147 174V175H148ZM152 174V175H153ZM20 175H22V176H20ZM28 175V176H27ZM42 175V174H41ZM44 175H45V173H44ZM71 175H72V173H71ZM152 175H149V177H151V178H153L152 177ZM48 176V175H47ZM52 176V175H51ZM50 175H49V177H51ZM128 176V175H127ZM37 177V178H36ZM53 177V176H52ZM51 177V180L52 179H54V178H52ZM145 177H146V175H145ZM148 177V176H147ZM146 177V178H147ZM148 177V178H149ZM170 177V178H171ZM242 177V176H241ZM15 179V180H10V179ZM43 179H44V176H43ZM56 179V178H55ZM65 179V178H64ZM154 179V178H153ZM152 179V180H153ZM40 180V181H39ZM45 180H47L48 181V179H46V175H45ZM44 180V181H45ZM60 180V179H59ZM143 180V179H142ZM184 180H182V181H184ZM188 180V179H187ZM187 180H185V181H187ZM24 181H27L28 182V187H27V190H25V188L23 189V187L25 186V184H23V182ZM53 181V180H52ZM167 181V180H166ZM182 181H180V184H181V182ZM184 181V182H185ZM46 182V181H45ZM49 182V181H48ZM51 182V181H50ZM54 182V181H53ZM126 182V181H125ZM145 182V181H144ZM176 182V181H175ZM176 182V183H177ZM199 182V181H198ZM21 183V184H20ZM47 183V182H46ZM70 183V182H69ZM160 183V182H159ZM167 183H168V187L167 188H169L170 190H171V193H172V197L174 196V194H176V192L175 191H178V188L177 187H175L173 184H171L169 181H167ZM174 183V182H173ZM27 184V183H26ZM44 184V183H43ZM53 184V183H52ZM62 184V183H61ZM149 184V183H148ZM161 184V183H160ZM199 184V183H198ZM201 184V183H200ZM24 185V186H23ZM45 185V184H44ZM50 185V184H49ZM84 185V184H83ZM179 185V184H178ZM177 185V186H178ZM206 185V184H205ZM218 185V184H217ZM264 185V179H263V181L262 182H260L259 184H258V186H263ZM46 186V188H47V184L45 185ZM52 186V185H51ZM59 186H61V185H59ZM65 186V185H64ZM73 186H75V185H73ZM72 186V187H73ZM156 186V185H155ZM19 187V188H18ZM26 187V186H25ZM30 187H31V189H33V190H31L30 189ZM71 187V188H72ZM86 187V186H85ZM179 187H181V186H179ZM1 188V189H2ZM21 188V189H20ZM162 188H164V186L162 187ZM255 189H257L256 187H254ZM0 189V190H1ZM6 189H5V191H6ZM23 189V190H22ZM65 189V188H64ZM64 189H63V191H62V193L64 192ZM70 189V188H69ZM74 189V188H73ZM85 189V188H84ZM157 189V188H156ZM44 190V193H45V189H43ZM52 190V189H51ZM66 190V189H65ZM161 190V189H160ZM165 190V189H164ZM163 190V191H164ZM259 190V189H258ZM4 190L2 191V193H0V194H3L4 192H5ZM70 191V190H69ZM74 191V190H73ZM84 191V190H83ZM88 191V190H87ZM163 191H161V192H163ZM6 192V193H7ZM54 191H52L51 193H53ZM72 192V191H71ZM79 192V191H78ZM159 192V191H158ZM164 192H167V191H164ZM255 192V191H254ZM55 193V192H54ZM57 193H59V192H57ZM81 193V194H80ZM79 194L80 195H78V196H80L81 198H83V200L84 201H86L87 200V196H85V194H86V191H85V193L84 192H80ZM160 193V192H159ZM170 193V194H171ZM204 193V192H203ZM253 193V192H252ZM263 193V192H262ZM43 194V193H42ZM61 194V193H60ZM60 194H59V197H60ZM64 194V193H63ZM78 194V193H77ZM168 194V193H167ZM169 194V195H170ZM4 195H6V194H4ZM8 196V198H10L11 199V197H9V193L7 194ZM51 195V194H50ZM67 195V194H66ZM65 195V196H66ZM229 195H231L232 196V198H231V200L234 202V201H237V200H235L234 198H237V196H238V194L236 193V194H229ZM44 196V195H43ZM57 196H58V194H57ZM73 196V195H72ZM89 196V195H88ZM165 196H167L166 195V193H165ZM176 196V198L175 197H173V199H175V201L177 202V195H175ZM230 196V197H231ZM240 196H244V193L243 194H239V197ZM247 196V195H246ZM262 196V195H261ZM2 197H3V195H2ZM50 197V196H49ZM53 197V196H52ZM55 197V196H54ZM54 197H53V199H54ZM61 197L63 198V195H61ZM156 197V198H155ZM179 197V196H178ZM222 197V196H221ZM230 197L228 198L227 197V199L226 200H230ZM248 197H249V195H248ZM62 198H60V201H61V199ZM68 198V197H67ZM74 198V197H73ZM152 198H154V199H152ZM168 198H170L169 196L167 197V199ZM219 198V197H218ZM247 198V197H246ZM255 198H256V196H255ZM2 199V198H1ZM4 199H5V197H4ZM7 199V198H6ZM6 199H5V201H6ZM51 199V198H50ZM58 200L56 201V202H58L59 201V198H57ZM70 199V198H69ZM165 199V198H164ZM200 199V198H199ZM213 199H215V198H213ZM221 199V198H220ZM238 199V198H237ZM9 200V199H8ZM13 200V199H12ZM66 200H68V199H66ZM169 200V199H168ZM172 200V199H171ZM181 200V199H180ZM223 200H224V197H223ZM253 200V199H252ZM254 200H256V199H254ZM1 201V200H0ZM3 201V200H2ZM47 201V200H46ZM50 200L48 199V202H49ZM52 201V200H51ZM50 201V202H51ZM54 201V200H53ZM63 201H64V199H63ZM92 201V200H91ZM91 201H86V203L88 202V203H91L92 204V202ZM173 201V200H172ZM174 201V202H175ZM215 201V200H214ZM231 201V202H232ZM238 201H240V200H238ZM245 201V200H244ZM243 201V202H244ZM13 202V206H12V203ZM55 202V201H54ZM62 202V201H61ZM60 202V203H61ZM105 202H107V201H105ZM134 202V201H133ZM173 202V203H174ZM175 202V203H176ZM241 202V201H240ZM98 203V202H97ZM237 204H238V202H236ZM51 204V203H50ZM56 204V203H55ZM73 204V203H72ZM90 204V205H91ZM94 204V203H93ZM127 204V203H126ZM226 204V203H225ZM251 204V203H250ZM8 205V204H7ZM57 205V204H56ZM85 205V204H84ZM88 205V204H87ZM229 205V204H228ZM242 205V204H241ZM247 205H248V203H247ZM64 206V205H63ZM62 206V207H63ZM75 206V205H74ZM150 206H152V205H150ZM166 206H167V204H166ZM226 206V205H225ZM255 206V205H254ZM261 206V205H260ZM60 207H61V205H60ZM118 207V208H119ZM243 207V206H242ZM252 207V206H251ZM3 208H4V206L3 207H0V216L1 215H4L3 214ZM5 208H6V206H5ZM4 208V209H5ZM116 208V207H115ZM203 208V207H202ZM62 209V208H61ZM181 209H182V206H181ZM261 209V208H260ZM50 210V209H49ZM51 210H53V208L51 209ZM163 210V209H162ZM201 210H203V209H201ZM206 209L204 208V211H205ZM253 210V209H252ZM5 211H6V209H5ZM55 211H57V209L55 210H53V212H54V214H55ZM89 211V210H88ZM91 211V210H90ZM89 211V212H90ZM153 212V213H154ZM162 212V211H161ZM206 212V211H205ZM41 213V212H40ZM49 213V212H48ZM50 213H52V212H50ZM96 213V212H95ZM94 213V214H95ZM202 213V212H201ZM156 214V213H155ZM263 214H264V210H263ZM7 215H5V216H7ZM51 215H53V214H51ZM50 215V216H51ZM57 215L59 216V214H58V212H57ZM60 215H62L61 213H60ZM91 215V214H90ZM120 215V214H119ZM49 216V217H50ZM94 216V215H93ZM92 216V217H93ZM46 217H48V216H46ZM52 217V216H51ZM60 217V216H59ZM58 217V218H59ZM128 217H130V216H128ZM161 217V216H160ZM1 218L2 217H0V220H1ZM93 218H95V217H93ZM93 218H92V220H93ZM97 218V217H96ZM106 218V217H105ZM48 219V218H47ZM54 219H56V218H54ZM4 220V219H3ZM9 220V219H8ZM81 220V219H80ZM83 220V219H82ZM81 220V221H82ZM91 220V219H90ZM119 220V219H118ZM220 220V219H219ZM95 221V220H94ZM112 221V220H111ZM122 224L123 223H125L127 220L126 219H124L123 221L122 220H119ZM6 222V221H5ZM13 222V221H12ZM86 222V221H85ZM97 222V221H96ZM18 223H20V222H18ZM48 223H49V225L51 226V223L48 221ZM59 223H61V222H59ZM214 223V222H213ZM8 225H11L12 226V224H10V223H7ZM94 224V223H93ZM109 224V223H108ZM126 224V223H125ZM130 224V223H129ZM180 224H181V226L180 227H182V226H185V225H182V223L180 222ZM186 224H187V222H186ZM211 224V223H210ZM32 225H33V227H32ZM61 225H62V223H61ZM95 225V224H94ZM140 225V224H139ZM149 225V224H148ZM13 226H14V224H13ZM13 226H12V228H13ZM44 226V225H43ZM63 226H65V225H63ZM67 226V225H66ZM145 226V224L143 223V227ZM9 227V226H8ZM94 227H98V226H94ZM10 228V227H9ZM60 228H62L61 226H60ZM64 228V227H63ZM112 228V227H111ZM137 228V227H136ZM149 228V226L147 227V226H145L144 227V233L143 234H141L140 236V238H142L143 240H144V246H145V248H144V250H143V253H142V256L141 257H144V259H147V261L145 262V264H150V258H152V256L154 255V251H156L155 250V244H154V242H155V233H153L152 231H150V229H148ZM43 229V228H42ZM96 229V228H95ZM100 229H102V228H100ZM119 229V228H118ZM138 229V228H137ZM137 229H134L135 231H134V235H138V233L136 232V230ZM36 230V231H37ZM62 230V229H61ZM121 230V229H120ZM98 231V230H97ZM96 233H99V231L98 232H96ZM118 233V232H117ZM116 233V234H117ZM40 234V233H39ZM126 234V233H125ZM140 234V233H139ZM60 235V234H59ZM131 235V234H130ZM159 235H161V234H159ZM30 236V237H29ZM126 236V235H125ZM158 236V235H157ZM33 237H34V235H33ZM127 237H129L128 235H127ZM159 237V236H158ZM101 238V237H100ZM99 238V239H100ZM120 238H121V235H120ZM132 238V237H131ZM139 238V239H140ZM160 238V237H159ZM18 239H19V241H18ZM33 239V238H32ZM31 239V240H32ZM123 239H125V237H123L122 236V240ZM133 239H134V237H133ZM161 240V239H160ZM26 241L27 242H29V243H26ZM63 241H65V239L63 240ZM62 241V242H63ZM137 241V240H136ZM19 242H21V243H19ZM66 242H69V241H66ZM123 242H124V240H123ZM163 242V241H162ZM60 243H61V240H60ZM64 243V242H63ZM102 243V242H101ZM125 243V242H124ZM132 243V242H131ZM53 244V243H52ZM154 244V245H153ZM65 245L67 246V243H65ZM65 245H62V243L60 244V257L59 258H61L63 261H68L69 259L67 258V250H66V246ZM101 245V244H100ZM137 245H138V243H137ZM68 248H70L69 247V244H68V246H67ZM100 247V246H99ZM102 247V246H101ZM105 248V247H104ZM142 248V247H141ZM186 248V247H185ZM76 249V248H75ZM120 249L122 250V247H120ZM143 249V248H142ZM188 249V248H187ZM39 250V249H38ZM93 250V249H92ZM101 250V249H100ZM103 250V249H102ZM107 250V249H106ZM120 250V251H121ZM161 250V249H160ZM186 250V249H185ZM43 251V250H42ZM42 251H41V253H42ZM70 251H71V248H70ZM90 251V250H89ZM97 251V250H96ZM98 251H99V249H98ZM69 252V251H68ZM157 252V251H156ZM43 253H44V251H43ZM46 253V252H45ZM74 253V252H73ZM98 253V252H97ZM121 253V252H120ZM163 253V252H162ZM47 254V253H46ZM49 254V253H48ZM48 254L46 255V256H44V255H42V254H40L41 255V257H33L32 259L34 260V261H36L35 263L36 264H42V262H44V257H47L48 256ZM84 255V254H83ZM141 255V254H140ZM29 256L31 257V258H29ZM167 256V255H166ZM165 256V257H166ZM185 256V255H184ZM164 257V256H163ZM164 257V258H165ZM123 258V257H122ZM121 258V259H122ZM136 258H138V256H136ZM31 259V260H32ZM85 259V258H84ZM140 259V258H139ZM154 259V258H153ZM106 260V259H105ZM124 260V262H125V264H131L130 263V260H131V255L129 254L126 258H124L123 259ZM152 260V259H151ZM194 260V259H193ZM86 261V260H85ZM97 261V260H96ZM136 261V260H135ZM138 261V260H137ZM153 261H155V260H153ZM98 262V261H97ZM105 262V261H104ZM112 262V261H111ZM118 262V261H117ZM99 263H100V261H99ZM106 263V262H105ZM104 263V264H105ZM107 263H109V261L107 262ZM0 264H9V263H6L5 261H4V259H2V256H0ZM57 264H62V262L60 263H57ZM123 264V263H122ZM157 264H168V262H167V260H163L161 263H157Z\"/></svg>",
	"mask_w": 264,
	"mask_h": 264
}]
</instances>
